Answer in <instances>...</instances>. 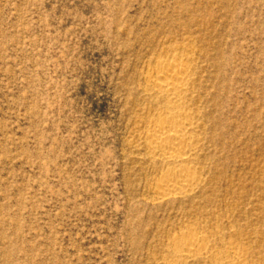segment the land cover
Here are the masks:
<instances>
[{"label":"rangeland","instance_id":"obj_1","mask_svg":"<svg viewBox=\"0 0 264 264\" xmlns=\"http://www.w3.org/2000/svg\"><path fill=\"white\" fill-rule=\"evenodd\" d=\"M188 51L197 184L159 199L144 76ZM193 228L212 249L176 256ZM236 250L264 264V0H0V264Z\"/></svg>","mask_w":264,"mask_h":264},{"label":"bare ground","instance_id":"obj_2","mask_svg":"<svg viewBox=\"0 0 264 264\" xmlns=\"http://www.w3.org/2000/svg\"><path fill=\"white\" fill-rule=\"evenodd\" d=\"M189 51L182 52L179 57H158L155 65L143 75L147 83L143 94L149 100H157L155 108L147 110L143 144L148 149L150 160H159L165 166L160 170L155 188L159 199L184 195L194 191L197 184V173L192 163L198 156V145L202 140V136L196 132L203 122H200V115L203 117V114H199V107L192 106L195 98L192 87L196 80ZM203 233L199 234L193 228L187 235L174 236L176 256L188 259L209 252L212 249L208 243L209 237ZM234 253L236 256L230 254L234 257L228 260L229 264H249L239 250Z\"/></svg>","mask_w":264,"mask_h":264}]
</instances>
